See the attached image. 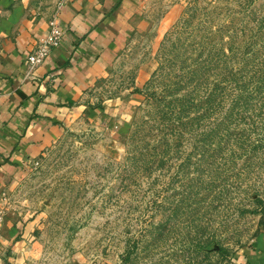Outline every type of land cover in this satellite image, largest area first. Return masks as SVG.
<instances>
[{
  "label": "rangeland",
  "instance_id": "374dc122",
  "mask_svg": "<svg viewBox=\"0 0 264 264\" xmlns=\"http://www.w3.org/2000/svg\"><path fill=\"white\" fill-rule=\"evenodd\" d=\"M62 1L0 0V25L16 10L49 23ZM143 9L144 27L1 193L25 264H237L264 232V0Z\"/></svg>",
  "mask_w": 264,
  "mask_h": 264
},
{
  "label": "crops",
  "instance_id": "0c3cea01",
  "mask_svg": "<svg viewBox=\"0 0 264 264\" xmlns=\"http://www.w3.org/2000/svg\"><path fill=\"white\" fill-rule=\"evenodd\" d=\"M146 0H63L61 46L26 81L28 57L49 34V17L0 25V209L1 193L17 172L38 159L70 121L76 104L105 76L132 35L144 27ZM10 219L0 223V264H25L23 241ZM237 264H264V232L237 256Z\"/></svg>",
  "mask_w": 264,
  "mask_h": 264
},
{
  "label": "built area",
  "instance_id": "2783aa9c",
  "mask_svg": "<svg viewBox=\"0 0 264 264\" xmlns=\"http://www.w3.org/2000/svg\"><path fill=\"white\" fill-rule=\"evenodd\" d=\"M64 37V29L62 27L59 15H55L49 21V34L47 37L38 40L35 49L28 57V66L26 77L28 79L37 80L36 71L44 63L46 58L53 50L61 46ZM1 99V94H0Z\"/></svg>",
  "mask_w": 264,
  "mask_h": 264
}]
</instances>
